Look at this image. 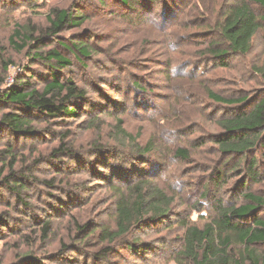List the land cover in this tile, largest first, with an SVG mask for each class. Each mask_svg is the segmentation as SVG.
<instances>
[{
  "label": "rangeland",
  "instance_id": "374dc122",
  "mask_svg": "<svg viewBox=\"0 0 264 264\" xmlns=\"http://www.w3.org/2000/svg\"><path fill=\"white\" fill-rule=\"evenodd\" d=\"M242 1L0 0V95L25 82L41 91L51 79L35 50L11 44L18 25L45 38L40 53L65 55L72 66L59 78L86 93L75 116L40 118L33 135L0 126V264H190L181 257L186 227L203 229L219 208L245 204V193L264 198V130L247 160L228 161L215 141L234 107L209 94L247 99L249 110L264 98V9L249 5L262 29L247 55L209 50L227 49L219 28ZM55 9L79 10L85 22L47 37ZM75 44L92 53L80 57ZM5 102L0 119L17 108ZM137 184L163 191L169 212H146L113 239L119 202H133Z\"/></svg>",
  "mask_w": 264,
  "mask_h": 264
},
{
  "label": "trees",
  "instance_id": "16d2710c",
  "mask_svg": "<svg viewBox=\"0 0 264 264\" xmlns=\"http://www.w3.org/2000/svg\"><path fill=\"white\" fill-rule=\"evenodd\" d=\"M127 6L131 0H120ZM156 2L157 0H153ZM250 4L264 9V0H248L237 3L230 8L221 24L220 33L227 49H209L212 54H220L217 57L224 59L230 52L234 56H245L249 53L252 39L262 29L261 22L250 8ZM47 37L55 38L70 27H78L85 22V18L69 10L55 9L48 16ZM264 22V19L263 21ZM264 29V26H263ZM37 33L32 26H17L10 38L11 44L19 51L26 48L35 50L34 57L42 62H47L51 70V79L40 91L27 82L24 85L13 86L7 92L0 95V101L16 105L13 112L2 115L0 126L14 135H33L37 131L33 123L40 118L57 120L73 117L77 113L74 106L77 102L84 100L86 93L75 82L70 79L62 81L59 74L72 66V62L56 49H51L46 54L39 50L46 47L45 38L36 36ZM61 48L70 52L64 45ZM80 57L87 58L92 53L90 47L83 44L71 46ZM227 51V52H226ZM210 96L220 100L229 106H233V115L228 119L219 120L222 132L216 135L218 153L231 159L247 160L249 152L256 146L264 130V98L250 110L249 106H241L247 99L218 98L212 92ZM2 98V99H1ZM122 121L118 125L121 126ZM264 142V139H262ZM54 151L53 156L58 155ZM147 149V148H146ZM67 150L66 153H69ZM177 156L185 157L187 150L180 149ZM252 169L255 161L252 160ZM237 166V165H236ZM15 177V174H11ZM257 175V174H256ZM255 174L254 180L257 179ZM24 189L23 182L13 187ZM138 192L135 200L130 202L127 198H121L119 202L117 228L118 231L108 236L116 239L130 232L134 225L144 221V218H160L169 212L172 202L165 196L163 191L152 190L142 193L140 184L134 186ZM246 203L238 207H221L218 217L203 229L196 226L186 227L184 236V247L181 257L190 264H264V251L258 247L264 246V219L258 218V212L264 209V198L251 193L241 195ZM5 219L0 215V226H4ZM84 228V227H82ZM49 226H44L46 233ZM91 235L88 234L87 237ZM32 260V259H31ZM29 264H39L30 262Z\"/></svg>",
  "mask_w": 264,
  "mask_h": 264
}]
</instances>
